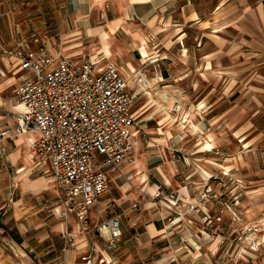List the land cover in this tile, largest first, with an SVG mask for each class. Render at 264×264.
Wrapping results in <instances>:
<instances>
[{"label":"crops","instance_id":"0c3cea01","mask_svg":"<svg viewBox=\"0 0 264 264\" xmlns=\"http://www.w3.org/2000/svg\"><path fill=\"white\" fill-rule=\"evenodd\" d=\"M83 1H74L72 18H81L87 14L81 10ZM110 1L111 6L102 14V24L94 26L82 23V26H78L77 20L75 25L66 22V25L63 24L60 30L61 41L54 35L42 37L52 56L65 55L76 62L89 58L98 67L113 63L128 81L125 75L127 64L130 63L137 69L141 63H144L140 50L142 45L147 48L149 58L161 55L162 57L158 58L161 62L166 63L168 61L164 59H167L180 65L184 71L192 72L194 65L198 63L193 60L192 55L194 53H198L199 63L203 66L210 63L212 58L209 52L211 39L214 40L218 49L221 47L225 49L234 45L235 50L239 48L243 51L249 47L255 53L261 50L262 47L260 48V46L264 43V35L257 31V26L264 20V0H215L213 4H209L208 0ZM204 7H209V10L203 11L202 8ZM3 20L6 25L4 28L6 32L2 33L8 41L6 45H11L13 40L10 21L8 19ZM103 26H106L109 34L107 41L112 51V55L107 58L103 53L97 52L101 47L99 28ZM229 29H232L233 32L229 33ZM86 39L90 41L89 45L85 44ZM232 40L237 42L227 43V41ZM56 43H58L57 46L53 47ZM75 51H81L83 55L86 53L88 57L77 58L78 55H72V52ZM154 53L155 55H153ZM1 54L3 56H1L0 65L3 62V68L0 69L2 72L0 95L14 86L11 91L16 92L22 82V76L25 74L17 65L18 62L15 58H9L12 64L8 65L7 58L2 52ZM204 70L207 72V69L202 71ZM165 77L167 78L166 75ZM128 84L131 91L132 86L129 81ZM255 98L253 101L258 99L256 96ZM171 99L173 100V98L168 99L170 100L168 103L171 102ZM168 103L165 102L164 104ZM0 104L5 109L3 115L0 114V118L7 126L15 123L13 113L24 110V107L22 109L20 106L21 103L15 101L13 97L3 100L1 96ZM6 111L10 114L5 115ZM133 114L136 123L135 110H133ZM166 114L168 117L162 124L172 116L170 112H166ZM174 114L176 115V113ZM192 125L193 127L182 128L180 124H176L175 129H172L170 125L164 131L162 130L164 132L163 141L169 140L164 137L166 132L174 133L178 137L183 133L186 135L199 134L198 131L202 129V123L195 124L192 122ZM20 135L23 137L20 142L16 140L19 135L12 138H0L1 156L4 152L6 153L9 144L11 147L9 154L18 151L19 159L23 157L24 161H28L30 147L28 138L33 135ZM137 146L138 143L135 147L134 160L125 163L122 167L135 161ZM2 149L5 151H1ZM192 150H194L195 155L204 152V150L199 149ZM146 153L144 152L134 164L137 174L133 181L128 180L127 176L120 178L122 167L118 171H107L108 180L110 172H119L115 178H120V182L116 183L114 188L122 193V197L119 199L121 208L119 212H116V216L121 220V237L115 250L109 247L103 250L111 264H227L232 261L235 262V259L226 257L229 256V251L226 252L225 249L221 251L223 248L222 236L211 238L209 232L203 228L200 214L186 213L188 212L186 210L188 203L199 198L198 185L203 183L206 178L204 171L208 172L206 169H210V165L205 161H190L192 165L202 164L203 167L199 170L195 166H189L185 176L178 174L169 176L161 170L163 169L162 166L159 171L162 178L161 182L171 188L167 192H162L161 185L151 180L146 172L147 165L144 160ZM11 163L13 162L11 161ZM34 164V167L39 168V170L47 169L50 173L49 166L40 165L37 162ZM26 170L21 168L13 178L17 186L14 189V199L11 202L12 211L4 219L5 224L11 225L21 238L8 241L12 250L6 251L4 248L7 247L0 245V264H83L80 256L87 252L90 235L79 231L72 215L61 217L57 212H54L53 209L59 206V202L51 209L54 217H49L50 214L43 210L39 213L31 211V207L37 205L38 200L40 201V195L49 192L50 188L53 191L55 189L49 185L48 179L44 175H35L32 169L29 172ZM162 171L167 179L162 175ZM180 172L179 170L178 173ZM18 174L23 177L26 176L28 179V182L25 180L22 187L16 181ZM51 178L54 180L52 175ZM124 184H127L126 188L123 187ZM10 185L6 187L7 198L11 192ZM56 191L59 197L58 186ZM30 193L34 195L30 196ZM19 200L20 203L15 204ZM165 200L171 201L173 205H169ZM33 203L35 204L33 205ZM93 206L90 209V219L92 220L93 217L99 222L101 218L106 217V213H103V209H97L100 205L92 210ZM95 211L100 212L102 216H94L93 212ZM193 216L194 222L193 220L191 223L186 222L188 217ZM38 231L39 233L35 234ZM65 231L73 237L71 245H68L66 237L62 235ZM33 235L36 238H30ZM56 236L58 238L55 239ZM65 247L69 249L63 250ZM256 253L254 254L256 255ZM252 261L255 264H264V251Z\"/></svg>","mask_w":264,"mask_h":264},{"label":"rangeland","instance_id":"374dc122","mask_svg":"<svg viewBox=\"0 0 264 264\" xmlns=\"http://www.w3.org/2000/svg\"><path fill=\"white\" fill-rule=\"evenodd\" d=\"M74 1L21 0L16 13L17 19L22 23L32 20L40 37L54 35L61 41L59 36L63 24L69 22L75 25L77 20L78 26H82V23L100 25L103 12L111 6L110 0H84L81 10L87 14L81 18H72ZM214 1L208 0V3L213 4ZM202 10L206 12L209 7ZM3 19L5 18L0 17V42L6 45L8 41L2 33L6 32ZM249 29L251 30L250 25ZM257 31L264 35V20L257 26ZM232 32V29H229V33ZM211 41L209 52L212 58L206 66L199 63L198 53L192 55L193 60L198 62L192 72L184 71L180 65L167 59L164 60L168 62L163 63L158 59L162 56L157 55L149 58L155 62L149 64L140 62L141 65L137 67V70H142L150 79L151 86H143L140 81L139 84L136 83L138 77L128 79L132 86V94L136 96L133 110L135 112L139 110L141 114L134 126L138 140L135 161L122 167L120 178L127 176L128 180L133 181L137 174L134 164L144 152H147L144 159L147 165L146 172L151 180L161 185L162 192H167L171 188L161 182L159 171L162 166L161 170L169 176L177 174L185 176L189 166H195L199 170L203 167L202 164L192 165L190 161H205L210 165V169H206L208 171L205 173L206 178L198 185L199 198L190 203H196L208 218H204L202 211L194 213L200 214L203 228L209 232L211 238L222 236L221 251L224 249L226 252L229 251L230 254L228 253L229 256L226 257L235 259V262L227 264H255L252 260L264 251V49H262L264 43L257 54L249 47L243 51L239 48L235 50L234 45L218 49L214 40ZM89 42L86 39L85 44L89 45ZM230 42L237 41H227ZM1 56L3 55L0 52V64ZM85 56L88 57L85 53L78 55L77 58ZM2 65L0 69L3 68ZM203 69H207V72L202 71ZM1 75L0 70V77ZM125 75L128 78L127 71ZM165 75L167 78H164ZM14 87L2 93L3 100L13 97L18 102L16 92L11 91ZM255 96L258 99L253 101L256 99ZM169 98H173L170 103ZM191 107L194 110L185 118L186 110ZM4 110V106L0 104V114L3 115ZM166 112H170L172 116L162 124L168 117ZM1 119L0 128L4 125ZM192 122L202 123V129L197 130L199 134L186 132L188 135L183 133L178 137L171 133L169 140L163 141V133L160 130L164 131L170 125L175 129L176 124H180L182 128L193 127ZM207 139L212 142L213 147L210 150L203 146ZM192 149L204 152L195 155ZM10 151L11 147L8 144L6 153L0 155V245L7 247L4 248L6 251L12 250L8 241L21 238L16 230L11 225H6L4 221L12 211L6 187L21 168L28 169L35 165L32 158H28L26 162L23 157L16 163H11L8 157ZM32 172L35 175H44L55 190L50 188L49 192L40 195V201L38 200L37 205L33 203L31 211L39 213L43 210L50 214L49 217H54L51 209L60 200L56 194L57 184L47 169L42 171L34 167ZM110 173L108 191L92 210L100 205L97 209H103L105 216H116V212L121 208L119 199L122 193L114 187L120 182V178H115L119 172ZM50 179L52 181H49ZM31 195L34 194L30 193ZM203 195L207 198H202ZM165 201L173 205L171 201ZM93 214L102 216L97 211ZM192 220L194 222V216L188 217L186 222L191 223ZM91 221L92 225L100 222L93 217ZM38 233L39 231L35 234ZM30 238L34 239L36 236Z\"/></svg>","mask_w":264,"mask_h":264},{"label":"built area","instance_id":"2783aa9c","mask_svg":"<svg viewBox=\"0 0 264 264\" xmlns=\"http://www.w3.org/2000/svg\"><path fill=\"white\" fill-rule=\"evenodd\" d=\"M20 1L0 0V17L10 21L13 40L11 45L0 42V51L8 65L12 64L9 58H15L25 73L16 89L24 110L13 113V125L0 128V138L33 135L32 159L49 166L59 189L54 212L72 215L79 231L90 235L87 252L80 256L82 263L111 264L103 250L117 248L121 220L106 216L92 225L90 209L108 191L107 171H118L134 160L135 96L113 63L98 67L89 58L76 62L65 55L53 57L32 20L17 19ZM16 186L13 180L11 202ZM186 210L204 213L196 203H189ZM204 218H208L205 213ZM62 235L71 245L69 232Z\"/></svg>","mask_w":264,"mask_h":264},{"label":"bare ground","instance_id":"6f19581e","mask_svg":"<svg viewBox=\"0 0 264 264\" xmlns=\"http://www.w3.org/2000/svg\"><path fill=\"white\" fill-rule=\"evenodd\" d=\"M89 32H91V30H89ZM99 37H100V41H101V47H100V49L97 51L98 53H103L104 55H105V58H107V57H110L111 55H112V51H111V49H110V44L108 43V38H109V34H108V32H107V30H106V26L104 27H101V28H99ZM140 50H141V53H142V56H143V59H142V62H148V64L149 63H152L154 60H152V59H149V52H148V50H147V48L145 47V45H142L141 47H140ZM79 54H81V51H75V52H72V55H79ZM128 65V67H127V72H128V79H131L132 77H135V78H137L138 77V79H136L137 80V82H136V80H135V82L136 83H138L139 84V82L138 81H140L141 82V85H143V86H151L152 85V82L150 81V79H148V77H147V75L142 71V70H137L132 64H130V63H128L127 64ZM126 66V65H125ZM144 89V88H143ZM140 90H141V88H140ZM0 100H1V95H0ZM21 106V108L23 109V105L21 104L20 105ZM194 109L191 107L190 109H188V110H186V112H185V118L189 115V113H190V111H193ZM140 111L139 110H137L136 111V119L140 116ZM186 120V119H185ZM161 133H164L162 130L160 131ZM164 137H165V139L167 140L168 138H170L171 137V133L170 132H166L165 134H164ZM33 139V136H29V138H28V140H29V142L31 141ZM17 142H20V141H22L23 140V137H22V135H19L18 137H17ZM203 146H204V148L206 149V150H210L213 146H212V142H211V140H209V139H207L204 143H203ZM20 154H19V152L18 151H16L15 153H11V154H9V158L11 159V161L13 162V163H16L17 161H18V159H19V156ZM28 156H29V158H32V154L31 153H29L28 154ZM33 167H34V165L32 166V168H28L26 171L27 172H29L31 169H33ZM21 170V169H20ZM162 173V175L167 179V177H166V175H165V173L162 171L161 172ZM204 173H206L207 174V172L206 171H204ZM17 178V182H18V185L20 186V187H22V186H24V184H25V180L28 182V179H27V177L25 176V177H23L22 175H20V174H18V176H16ZM49 181H52V180H49ZM126 186H127V184H124L123 185V187H125L126 188ZM20 203V200L19 201H16L15 202V204H19Z\"/></svg>","mask_w":264,"mask_h":264}]
</instances>
